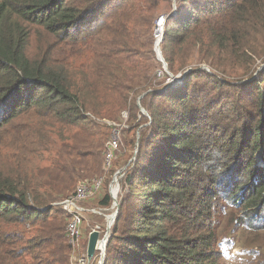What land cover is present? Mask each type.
<instances>
[{
  "label": "trees",
  "instance_id": "1",
  "mask_svg": "<svg viewBox=\"0 0 264 264\" xmlns=\"http://www.w3.org/2000/svg\"><path fill=\"white\" fill-rule=\"evenodd\" d=\"M160 16L180 84H156ZM263 66L264 0H0V264H71L52 204L104 171L125 113L104 264H220L264 233Z\"/></svg>",
  "mask_w": 264,
  "mask_h": 264
},
{
  "label": "rangeland",
  "instance_id": "2",
  "mask_svg": "<svg viewBox=\"0 0 264 264\" xmlns=\"http://www.w3.org/2000/svg\"><path fill=\"white\" fill-rule=\"evenodd\" d=\"M161 17L163 16H160L158 18V22L161 19ZM162 68L163 67H161V70ZM204 68L208 69L206 65L202 66L200 69H204ZM181 73L182 72H180L177 75H172L170 73V76L167 75L170 79H172V81L165 77L158 78V82L156 84L161 83L162 86L167 85V84H172L174 83L173 80L179 77L182 80L185 73L184 74H181ZM119 129L120 128L118 127V130ZM113 140H117L119 144V149L116 154V158L113 160L110 167L108 168L106 166L104 167V171L102 173H99L96 176H93L95 175L93 174L90 178H88L89 181L96 179V178L97 179L102 178L104 181V186L102 190H100L98 195H96L93 200L88 202L87 206L89 208H98V209L106 208L108 209V211L106 212L107 215H111L115 211H118L121 200L124 198L125 195H127L128 189L125 185V181L127 178L126 175H127L129 167L133 164V162L136 159L135 157L136 149L129 145H127L126 148H124L123 146V131L122 130L121 132L118 131L115 134V136L113 137ZM88 180L86 179L83 182L88 181ZM113 182H115V185H116L115 190L111 188ZM81 183L82 182L78 183L76 188ZM115 191H116V196H114L115 199L111 200L110 194H114ZM105 198L108 204L103 203L105 202L104 201ZM61 201L62 200H56L52 204V206L58 207L57 204L60 203ZM115 204H116V210L115 209L112 210ZM105 229H106V220L104 217L87 215L86 220L84 221L83 226H82V238H81V243H80L76 256L82 257L85 254H87L89 238H90L91 233L94 230H100L104 232ZM65 236H66V230H65ZM231 236H233L232 238H234L233 240L234 246L231 249L225 251V254L220 264H260V257L262 256L264 257V233H261V234L254 233L253 234L251 232L240 229V230H236V233ZM226 238H229V237L227 236L221 237V241H223ZM253 253H255L256 256L250 255ZM100 260H101L100 252H97L91 264H100Z\"/></svg>",
  "mask_w": 264,
  "mask_h": 264
},
{
  "label": "built area",
  "instance_id": "3",
  "mask_svg": "<svg viewBox=\"0 0 264 264\" xmlns=\"http://www.w3.org/2000/svg\"><path fill=\"white\" fill-rule=\"evenodd\" d=\"M175 15V13L173 14ZM165 26H166V17L163 16L157 23L155 33H154V38H155V52L157 55L158 61L162 64V70L158 72V78L165 77L166 75L170 76V73L168 69L166 68V65L161 62L162 57L159 56V53L161 52L160 46L163 42L164 39V34H165ZM162 53V52H161ZM205 71L211 73V70L208 68H204ZM190 73L189 71L185 73L184 77ZM169 80L172 81L168 77ZM183 80V79H182ZM181 78H175L173 82L175 83H181L182 82ZM124 121L121 124H114L117 128L119 127L120 129L116 130L112 137L110 138L108 144H107V151L105 154V166L108 168L110 167L111 163L113 160L116 158V154L119 149V144L117 140H113V137L115 134L121 130L123 131L124 129L127 128V113L123 115ZM104 186V181L103 179H93V180H88L85 182H82L75 190V192L67 197L66 199L62 200L60 203H58V207H61L63 211L69 216V222L66 227V240L67 243L70 247V263L71 264H91L92 261L89 260L88 254H85L84 256H76L80 243H81V238H82V226L84 221L86 220L87 215H93V216H99V217H104L106 220V229L104 232L100 230H94L93 232H98L100 234L99 237V242H98V247H97V252H100V264L105 261L106 257V249H107V244L111 238V231L112 228L115 224L116 218L118 216L117 211H115L111 215H107L106 212L108 209H98V208H89L87 206L88 202L93 200L96 195L102 190ZM115 182L112 183V189L115 190ZM116 196V191L114 194H110L111 200L115 199ZM116 210V204L113 206L112 210ZM92 232V233H93ZM101 246V248H100ZM96 252V253H97Z\"/></svg>",
  "mask_w": 264,
  "mask_h": 264
},
{
  "label": "water",
  "instance_id": "4",
  "mask_svg": "<svg viewBox=\"0 0 264 264\" xmlns=\"http://www.w3.org/2000/svg\"><path fill=\"white\" fill-rule=\"evenodd\" d=\"M159 56L162 57L161 62L164 63L166 65V68H167V64L165 63L164 58H163L161 52L159 53ZM261 69H264V66ZM144 96L145 95L141 96L139 98V100H138V105H139L140 108H141L140 102H141V100H142V98ZM141 113H143L144 115L147 116V113H146V111L143 108H141ZM134 159H135V157H134ZM118 212H119V210L117 211V213ZM99 237H100V234L98 232H93L90 235L89 243H88V249H87L88 258H89L90 261H92L94 259L95 255H96L97 247H98V242H99ZM101 264H104V262H102Z\"/></svg>",
  "mask_w": 264,
  "mask_h": 264
},
{
  "label": "bare ground",
  "instance_id": "5",
  "mask_svg": "<svg viewBox=\"0 0 264 264\" xmlns=\"http://www.w3.org/2000/svg\"><path fill=\"white\" fill-rule=\"evenodd\" d=\"M100 248H101V246H100Z\"/></svg>",
  "mask_w": 264,
  "mask_h": 264
}]
</instances>
